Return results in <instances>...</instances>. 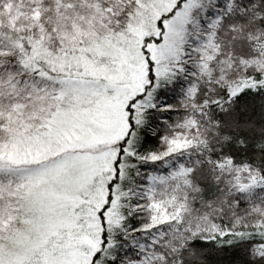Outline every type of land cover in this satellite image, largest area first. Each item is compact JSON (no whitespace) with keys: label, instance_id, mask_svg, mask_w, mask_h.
<instances>
[{"label":"snow or ice","instance_id":"snow-or-ice-1","mask_svg":"<svg viewBox=\"0 0 264 264\" xmlns=\"http://www.w3.org/2000/svg\"><path fill=\"white\" fill-rule=\"evenodd\" d=\"M0 264H264V0H0Z\"/></svg>","mask_w":264,"mask_h":264}]
</instances>
